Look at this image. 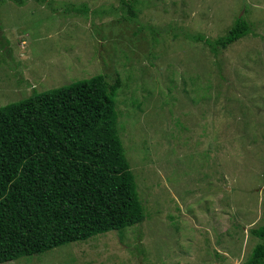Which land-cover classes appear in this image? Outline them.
I'll list each match as a JSON object with an SVG mask.
<instances>
[{
  "label": "rangeland",
  "instance_id": "1",
  "mask_svg": "<svg viewBox=\"0 0 264 264\" xmlns=\"http://www.w3.org/2000/svg\"><path fill=\"white\" fill-rule=\"evenodd\" d=\"M87 6L80 14L74 9ZM0 3V107L103 74L147 219L4 264H245L264 226V0ZM239 16L255 35L214 55Z\"/></svg>",
  "mask_w": 264,
  "mask_h": 264
},
{
  "label": "trees",
  "instance_id": "2",
  "mask_svg": "<svg viewBox=\"0 0 264 264\" xmlns=\"http://www.w3.org/2000/svg\"><path fill=\"white\" fill-rule=\"evenodd\" d=\"M23 6L28 0H11ZM121 11L136 17L134 0ZM1 3V0H0ZM87 6L75 8L85 14ZM255 35L239 16L214 55ZM121 80L103 74L0 107V264L124 231L147 219L118 127ZM245 264H264V226Z\"/></svg>",
  "mask_w": 264,
  "mask_h": 264
}]
</instances>
